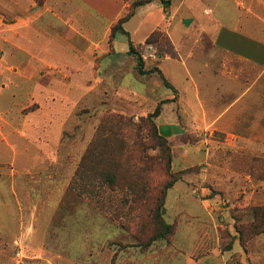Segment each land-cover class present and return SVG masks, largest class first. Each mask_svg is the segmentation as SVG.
<instances>
[{
  "label": "rangeland",
  "instance_id": "obj_1",
  "mask_svg": "<svg viewBox=\"0 0 264 264\" xmlns=\"http://www.w3.org/2000/svg\"><path fill=\"white\" fill-rule=\"evenodd\" d=\"M46 2L0 0V126L9 138L0 154V243L8 245L0 264H144L160 248L189 250L186 236H192L201 264H264V128L263 133L258 129L263 144L259 137L255 144L248 132L241 154L221 127H197L159 66L161 58L176 55L162 29L154 42L134 44L142 68L152 73H139V62L119 31L111 40V29L109 53L93 55L98 69L124 47L122 56L133 61L126 70L141 75L140 80L146 76L148 82H158L156 91H145L143 82L130 77L121 89L108 79L95 88L92 79L95 89L71 91L67 104L56 93L34 96L38 81L21 75L27 65L20 64L22 54L14 47L21 37L16 22L19 15L32 19L42 13ZM216 2L220 16L228 1ZM37 22L47 23L48 17ZM65 80L57 75L39 81L63 91V84L71 82ZM173 81L182 86V77ZM158 106L160 115L151 117ZM35 115L42 122L39 128H31ZM56 117L63 121L62 129H57ZM60 132V142L53 144ZM31 134L48 154L42 152L40 165L21 173L27 166L20 164L27 161L18 151ZM91 147L98 154V170L87 161L83 165ZM103 173L114 175L116 184H107ZM170 181L163 216L174 232L169 243L139 254L159 227L156 201Z\"/></svg>",
  "mask_w": 264,
  "mask_h": 264
},
{
  "label": "crops",
  "instance_id": "obj_2",
  "mask_svg": "<svg viewBox=\"0 0 264 264\" xmlns=\"http://www.w3.org/2000/svg\"><path fill=\"white\" fill-rule=\"evenodd\" d=\"M216 1L172 0L165 7L162 2L154 0L137 9L135 16L125 23V30L136 45H144L157 29L166 33L176 55L161 58L159 66L179 92L186 114L197 127L211 128L212 131L221 127L233 138V144L242 154L241 145H245L243 142L247 141L248 132L254 136L255 144L258 137L263 144L264 0H227L228 5L219 10L220 16L216 13L219 8ZM129 6L124 0H47L44 11L34 13L32 19L19 15L16 28L21 37L14 47L22 54L20 64L27 65L21 68V75L28 78L30 74L32 80L38 81L33 84V95L40 97L45 93H56L67 104L68 94L73 90L92 91L99 87L101 80L107 79L117 81L121 89L130 77L143 82L145 91L161 88L154 78L155 83L152 84V79L148 82V77L143 76L144 81L140 80L141 75L126 70L129 67L126 63L133 61L131 57L122 56V53L127 54L124 47L123 51L116 50L114 55H108L101 67L95 69L93 55L109 53L112 26L125 15ZM45 15L48 22L38 23ZM117 43L114 42L115 49ZM168 63L170 67L166 70L165 64ZM57 75L66 82L71 81L63 84V91H53L50 86L40 84L42 76L56 80ZM177 75L183 79L180 88L173 81ZM92 79L97 80L95 88L89 84ZM55 119L59 125L57 129H62L63 121ZM34 120L31 128H39L42 124L39 115H35ZM2 128L0 126V145L4 148L0 149V154L5 146L8 147L9 139ZM258 129L262 130L260 136ZM61 134L52 139L53 144L60 142ZM38 140L31 134L26 137L22 149L18 151V145L14 146L15 158L19 152V158L27 161L20 164L27 166L21 173H28L35 165L39 166L42 152L48 154L43 151H47L46 147L41 150L42 144ZM186 237L190 240L189 250L172 252L171 249L160 248L156 251L157 257L146 258L144 264H201L194 256L198 250L192 236ZM7 247V243L1 242L0 253H5Z\"/></svg>",
  "mask_w": 264,
  "mask_h": 264
},
{
  "label": "trees",
  "instance_id": "obj_3",
  "mask_svg": "<svg viewBox=\"0 0 264 264\" xmlns=\"http://www.w3.org/2000/svg\"><path fill=\"white\" fill-rule=\"evenodd\" d=\"M125 2H128L130 4L127 12L125 15H123L117 23L113 26L112 28V34H111V40L114 39L115 33L117 31L121 32V34L126 35L127 37V42L129 46V53L133 56H135L139 62L140 68H138V71L141 75H146L149 73H152L153 71H145L142 67L144 65V60L143 57L138 53L136 50V46L134 45L133 41L130 38V34L124 29V24L127 23L129 20H131L132 17L135 16L137 9L143 5H146L148 3H151L154 0H124ZM163 4L165 7L169 6L171 3V0H162ZM160 31L156 30L154 31L149 38L147 39V43H152L154 39L157 38L158 35H160ZM154 42V41H153ZM162 74V73H161ZM165 80V79H164ZM165 82L168 84V82L165 80ZM161 111V107L158 106L155 110V113L152 116H159ZM93 157V159H92ZM98 157V154L92 150V147L88 150L87 155H85L83 159V165L84 162L87 161V163H92L93 164V169L98 170V163L96 161ZM106 176V177H105ZM102 177L105 179L106 183L109 184L110 186H114L116 184V178L114 175H111L110 173H103ZM173 181H170L162 191V196L161 198L156 201L157 202V207L155 209V218L157 220V223L159 227L156 229L155 234L148 239V242L145 244L141 245L139 254H148L151 252L153 249H150L151 246L154 244H159V243H169V237L173 234L174 226L171 223H168L164 219V201L166 198V194L168 189L172 187Z\"/></svg>",
  "mask_w": 264,
  "mask_h": 264
}]
</instances>
